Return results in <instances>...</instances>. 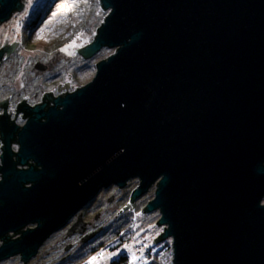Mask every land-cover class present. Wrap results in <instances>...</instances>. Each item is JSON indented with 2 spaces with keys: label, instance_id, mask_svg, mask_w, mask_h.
Returning <instances> with one entry per match:
<instances>
[{
  "label": "water",
  "instance_id": "1",
  "mask_svg": "<svg viewBox=\"0 0 264 264\" xmlns=\"http://www.w3.org/2000/svg\"><path fill=\"white\" fill-rule=\"evenodd\" d=\"M100 3L108 16L75 51L116 50L32 109L17 156L38 169L17 170L2 125L0 236L37 226L0 260L28 261L101 188L136 178L130 203L156 186L143 209L160 212L153 245L171 239L173 264H264V0ZM20 8L0 0V22Z\"/></svg>",
  "mask_w": 264,
  "mask_h": 264
},
{
  "label": "rangeland",
  "instance_id": "2",
  "mask_svg": "<svg viewBox=\"0 0 264 264\" xmlns=\"http://www.w3.org/2000/svg\"><path fill=\"white\" fill-rule=\"evenodd\" d=\"M28 1L27 12L15 16L4 28L22 31L23 18L28 21L31 11L39 5L43 7L41 18L36 19L38 22L33 21L29 47L32 49V62L44 61L49 68L48 72L42 74V78L48 83V89L56 92L74 91L92 80L97 71V63L114 53L116 48L104 47L89 58L75 50L93 41L109 10L102 7L100 0ZM36 76L32 75L35 83ZM69 81L70 87L59 90L60 84L61 89ZM138 184L137 179L129 181L123 189L124 199L110 207L109 219L113 227L106 238L102 239L105 245L95 252L90 247L80 250L70 264H109L112 258L123 251L129 253L133 264H145L160 247L170 248L172 252L171 239H162L153 245L154 239L165 229L163 225H155L159 221L160 212H147L143 209L153 199L156 187L150 188L146 194L137 198L134 201L135 207L130 203L131 193ZM113 192L120 194V190ZM60 240V235L57 234L46 243L44 253L46 250L51 252L46 264H51L60 254L61 251L55 253ZM54 254H57L56 258L53 257ZM40 260L42 258H38L37 262Z\"/></svg>",
  "mask_w": 264,
  "mask_h": 264
},
{
  "label": "flooded vegetation",
  "instance_id": "3",
  "mask_svg": "<svg viewBox=\"0 0 264 264\" xmlns=\"http://www.w3.org/2000/svg\"><path fill=\"white\" fill-rule=\"evenodd\" d=\"M28 2V0H21L22 8L15 10L8 20L0 22V166L3 165L5 145L2 125H5L13 130L10 146L14 153L13 158L17 163V170L28 169L33 165L37 169L39 168L31 159L28 160L27 164H20L17 156L20 150L19 133L32 117V109L39 104H45L44 110H47L54 104L56 97L65 93L48 89L47 81L42 78V74L48 72L49 69L44 61L32 62L29 35L33 21L36 22L37 18H41L43 7H39V5L34 11H31L28 21L23 18L22 31L18 32L13 29L10 31L4 28V25L15 16L27 12ZM33 74L37 75L36 83L33 81ZM41 120L45 119L42 118ZM3 176V172L0 170V182L3 180ZM32 185V183H25L23 187L28 188ZM123 189L124 187H119L117 184L101 188L96 193L97 195L70 218L63 228L50 236L52 238L59 234L61 238L55 253L61 252L57 259L51 261V264H70L75 260V256L80 250L90 247L95 252L99 247L105 245L102 239L106 238L113 227L112 221L109 219L110 207L124 199L125 192ZM113 190H120V194L114 193ZM36 226L37 223L28 222L19 230L5 232L0 236V247L8 241L21 239L24 232L32 230ZM50 238L40 246L37 253L31 256L28 261L23 260L22 253H17L1 259L0 264H46L51 252L46 250L44 253V247ZM54 255L53 257L56 258L57 254ZM38 258H42V260L37 262Z\"/></svg>",
  "mask_w": 264,
  "mask_h": 264
},
{
  "label": "trees",
  "instance_id": "4",
  "mask_svg": "<svg viewBox=\"0 0 264 264\" xmlns=\"http://www.w3.org/2000/svg\"><path fill=\"white\" fill-rule=\"evenodd\" d=\"M152 259H148L145 264H172V252L170 248L160 247L156 253H154ZM149 258V256H148ZM109 264H133L131 256L128 252L123 251L114 258H112Z\"/></svg>",
  "mask_w": 264,
  "mask_h": 264
},
{
  "label": "snow or ice",
  "instance_id": "5",
  "mask_svg": "<svg viewBox=\"0 0 264 264\" xmlns=\"http://www.w3.org/2000/svg\"><path fill=\"white\" fill-rule=\"evenodd\" d=\"M64 49H62V51H63ZM125 247H127V246H125ZM95 260V257H93V261Z\"/></svg>",
  "mask_w": 264,
  "mask_h": 264
}]
</instances>
